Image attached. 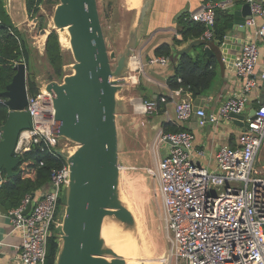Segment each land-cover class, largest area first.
Masks as SVG:
<instances>
[{"label": "built area", "instance_id": "2783aa9c", "mask_svg": "<svg viewBox=\"0 0 264 264\" xmlns=\"http://www.w3.org/2000/svg\"><path fill=\"white\" fill-rule=\"evenodd\" d=\"M252 17L246 21L256 25L258 17L264 18L262 0H247ZM231 0H206L189 11L186 22L204 26L201 39L206 45L216 39L215 24L218 9H228ZM258 41L250 40L242 46L235 59L236 71L244 77L239 92L230 96L217 113H208L204 108H195L190 97L185 96L189 88L173 89L171 97L181 96L175 106V116L186 121L198 117L200 126L230 119L231 113H243L252 92L261 86L263 92L254 118L246 120V126L235 147L222 145L215 154L214 165H203L197 157L205 155L204 149L195 146L196 136L187 130L159 132L162 141L169 142L166 155L160 158L151 171L159 182L162 198L161 214L164 215L165 230L171 241L170 257L175 264H264V164L260 163L264 147V21L256 31ZM261 58V63L259 60ZM138 63V55L130 57V63ZM151 64H166L168 56L156 55ZM259 66V69H258ZM45 83L39 93L28 90V104L33 126L20 132L15 154L32 149L42 143L51 159L60 160L61 166L52 170L48 190L34 199L27 194L19 206L9 211L15 228L22 232L17 264H46L48 243L55 226L62 224L58 207L63 191L70 182L71 169L59 154L72 155L79 144L55 134V96ZM167 102L166 97L161 98ZM6 101V100H5ZM159 106L156 100H144L142 111L153 113ZM167 119L171 116L166 112ZM3 130L0 131V138ZM33 201L29 213H25Z\"/></svg>", "mask_w": 264, "mask_h": 264}, {"label": "water", "instance_id": "95a60500", "mask_svg": "<svg viewBox=\"0 0 264 264\" xmlns=\"http://www.w3.org/2000/svg\"><path fill=\"white\" fill-rule=\"evenodd\" d=\"M145 10L146 6L142 12ZM228 15L233 17L230 29L246 32V21L252 17L251 5L249 2L233 5ZM53 23L56 29L68 28L75 59L73 72L63 81L52 80L46 84L55 96V134L79 144L70 156L58 150L71 173L56 264H127L126 258L106 243L102 229L108 216L125 228L136 226L132 211L121 197L118 109L124 100L118 95L128 82L130 57L137 40L132 37L122 53L109 50L98 0H60ZM46 32L42 30L43 34ZM224 38L233 39L230 34ZM203 42L202 39L192 42L179 53H187L194 44ZM218 43L215 48L203 44L205 53L222 54L230 45ZM235 58L231 55L230 59L235 61ZM15 71L3 93L9 114L0 138V175L5 170L7 177L15 174L14 167L20 161L14 151L20 132L33 126L26 109L29 90L26 62H18ZM255 114L256 108H253L248 118H254ZM230 118L245 128L244 113H231ZM32 205L30 201L25 213L30 212ZM0 210L6 211L1 204Z\"/></svg>", "mask_w": 264, "mask_h": 264}, {"label": "crops", "instance_id": "0c3cea01", "mask_svg": "<svg viewBox=\"0 0 264 264\" xmlns=\"http://www.w3.org/2000/svg\"><path fill=\"white\" fill-rule=\"evenodd\" d=\"M203 1L206 0H138V3L132 4L128 0H122V7L132 15L129 39L126 45L132 37L136 38L137 46L133 55L139 56L143 71L129 68L127 73L128 82L120 92L121 94L119 93L118 95L119 98L124 100L118 109V129L119 132H136V138L139 137L140 132L153 133L154 139L147 147L151 149V158L155 166L140 164L138 162L141 160L150 161V157H146L147 155L142 154L141 158L136 157L134 160L131 159V155H125L127 161L123 162L120 160L121 184L124 176H126L124 175L126 170H146L151 173L156 168L160 158L166 155L169 148V142L162 141L159 138V132L170 126L179 129V131L187 130L195 134L196 148L205 150L204 156L197 157V160L203 165H214L215 154L222 145L227 144L235 147L239 144V136L244 127L233 122L231 118L223 119L216 124L208 123L205 126H200L196 115L186 121H180L175 116V106L181 96L175 95L174 99L171 97L173 89L169 87V79L174 75L175 68L182 55L179 51L187 48L192 42L198 41L201 38H190L180 44L174 41L181 38L183 23L186 22V15L190 10L197 8ZM245 2L247 0H231V5L228 9L217 10V22L219 26L226 25L224 36L230 34L233 39L226 40L224 36L222 40L216 38L212 41L211 46L219 44V41L230 44L229 48H226L225 52L222 53L224 54L223 56L227 57L226 59L218 51L208 56L204 51V46L198 43L194 44L187 52L194 59H204L208 62L209 69L212 72L210 81L202 90L187 89L185 92V96L190 97L195 108H204L208 113H217L223 103L234 93L239 92L244 85V77L237 74L235 61L230 58L231 55L237 57L245 42L250 40L258 41L256 31L264 21V18L258 17L255 26L247 25L246 32L230 29L229 23L232 22L233 17L228 15V10L233 5ZM262 2L264 4V0ZM144 6H146V10L143 13L142 9ZM15 8L21 10L16 12L14 11ZM7 9L18 28H20V25L26 23V0H16V2L8 0ZM162 43L172 44V54L168 56L169 62L166 64H151L149 62L150 59L157 55L156 49ZM260 50L262 58L264 55V46L262 44ZM261 58L259 63H261ZM262 92L263 87L261 84L260 87L252 92L250 102L243 112L246 115V120L252 109L259 105ZM162 97H166L168 101L162 102ZM144 100L158 101L159 106L157 111L153 113L143 112L141 106ZM166 112H169L171 116L170 121L167 119ZM146 139L147 137L143 138L145 142ZM121 157L122 148L120 149ZM260 160H264V147ZM155 179L157 185L155 186V191L159 192V182L156 177ZM3 182L4 177L0 175V187ZM47 190L48 185L28 194L37 199ZM0 204L6 209V211L0 210V264H17V257L20 253L23 239L22 232L20 229L15 228L8 214L11 209L17 206L11 207L2 200H0Z\"/></svg>", "mask_w": 264, "mask_h": 264}, {"label": "rangeland", "instance_id": "374dc122", "mask_svg": "<svg viewBox=\"0 0 264 264\" xmlns=\"http://www.w3.org/2000/svg\"><path fill=\"white\" fill-rule=\"evenodd\" d=\"M13 2H16V0H13ZM59 2L60 0L38 1L30 13L26 9L27 21L26 23L24 22V25H20V29L24 31L25 36L28 38L29 47L33 52V61L29 66L30 73H28V80L29 76L34 78L40 88L45 83L52 80L61 82L66 75L73 72L72 64L75 62V59L72 51L69 46L62 44L61 41L60 43L65 53V60L63 61L61 73L53 71L45 55L48 35L51 31L58 30L54 27L53 15ZM6 3L8 4V0ZM121 3L122 0H98L102 24L106 29L105 36L107 38L108 48L110 51L115 50L117 52L118 50L117 53H122L125 49V45L129 39V30L132 21V15L122 7ZM19 10L21 9H14L16 12ZM41 14L44 15L46 24L42 29H39L37 25ZM43 29H46V34L42 33ZM135 135L136 132H119L120 149L122 148V157L120 160L123 162L127 161L125 155L128 154L131 155L132 160L136 157L141 158L142 154H144L147 155L146 157H150V161L146 162L145 160H141L138 162L154 167L155 165L151 158V149L147 147L154 139L153 133L148 132L147 134L146 132H140L138 138H136ZM144 137H147L146 142L143 140ZM147 148H149V150H147ZM261 164H264V160L261 161ZM124 175L126 176H124L122 184L120 185L121 197L125 202L124 200L122 201L128 208L130 207L129 209L132 211L136 220V226L129 229L138 231V227L140 226L146 241L148 240V250H146V252L148 251L150 255L145 252L142 256L129 257L126 255L125 250L120 249L121 252L125 253L127 261H132L137 264H147L150 260L151 262H156V264H175V259L172 260L170 257L172 244L165 230L164 215L163 213L161 214L162 198L160 193L155 191V186H157L155 177L146 170H126ZM65 205L66 190L63 191L61 196L60 215L64 214ZM122 226L120 227L122 228ZM61 227V223L56 225L54 233L60 235L62 233ZM122 229L128 232L132 239L137 238L138 241L141 242L139 233L133 236L132 232L128 229ZM142 242L145 243V240H142ZM140 257L141 259L139 261Z\"/></svg>", "mask_w": 264, "mask_h": 264}, {"label": "trees", "instance_id": "16d2710c", "mask_svg": "<svg viewBox=\"0 0 264 264\" xmlns=\"http://www.w3.org/2000/svg\"><path fill=\"white\" fill-rule=\"evenodd\" d=\"M38 1L40 0H26L29 13ZM6 2L7 0H0V131L9 114V108L5 101L6 97L3 93L16 72L15 65L20 61L26 62L28 73H30L29 66L33 61V52L29 47L28 38L25 36L24 31L14 24ZM45 24V17L41 14L37 27L42 29ZM225 27L226 25L219 26L216 17L215 33L217 39H223ZM203 31L204 26L202 24L185 22L183 23L181 38L176 39L174 42L180 44L190 38L200 39ZM104 32H106L105 27ZM203 44L199 45L203 46ZM212 46L215 48L216 45ZM156 53L157 55L170 56L172 54V44L162 43L157 47ZM45 55L53 71L61 73L65 53L60 43L58 30H53L48 35ZM211 73L209 63L204 59H194L188 53H184L180 56L174 75L169 79V87L172 89L185 87L189 90H202L210 81ZM28 86L31 94L36 95L39 93V84L30 76ZM165 131H179V129L170 126ZM42 146V143H36L31 150L18 154L20 161L14 167L15 174L11 177H7L6 171H3L4 182L0 187V200L6 202L9 206H19L26 194L46 187L49 184L52 170L61 166V161L51 159L48 150H42ZM60 213L61 201L58 207V215ZM59 247L58 234L54 233L49 239L46 264H56Z\"/></svg>", "mask_w": 264, "mask_h": 264}, {"label": "bare ground", "instance_id": "6f19581e", "mask_svg": "<svg viewBox=\"0 0 264 264\" xmlns=\"http://www.w3.org/2000/svg\"><path fill=\"white\" fill-rule=\"evenodd\" d=\"M128 1H129V3H132V4L138 3V0H128ZM58 30H59V35H60V41L62 42V44L69 46L71 49L70 33H69L68 28L66 27L63 30H60V29H58ZM137 64L134 62H131L130 67L132 69L136 70ZM122 200H124V199L122 198ZM124 202H125V200H124ZM120 226H122V224L119 223L118 221H116L115 219H113L112 217L108 216L105 218L104 223H103L102 235L105 238L106 243L109 246H111L117 253L123 255L124 257H126L125 253L129 257H131V256L135 257V256H140V255L142 256V254H144L146 252V250H148L147 249V241L148 240L146 241V239L144 237V233H143V231H141L140 226L138 227V225H137L138 231H133L132 229L125 228L124 226H122V228L128 229L129 231H131L133 236H135L136 234L139 233V237H140L141 242L138 241L137 238L132 239L130 237V234L128 232L124 231ZM142 240H145V243H143ZM120 249L125 250V253L121 252ZM146 253H148L150 255V253L148 251ZM140 259H141V257L139 258V261H140ZM127 264H137V263L132 262V261H127ZM147 264H156V262H151V260H150L147 262Z\"/></svg>", "mask_w": 264, "mask_h": 264}]
</instances>
